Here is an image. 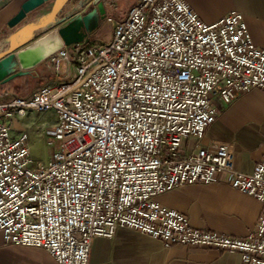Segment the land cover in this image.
<instances>
[{"label": "built area", "instance_id": "2783aa9c", "mask_svg": "<svg viewBox=\"0 0 264 264\" xmlns=\"http://www.w3.org/2000/svg\"><path fill=\"white\" fill-rule=\"evenodd\" d=\"M104 22L109 41L62 45L41 62L55 75L62 62L73 65L76 77L0 100L3 240L45 249L57 264H88L94 238L126 227L165 248L228 251L243 264H264V152L241 173L232 143L197 146L215 121V101L264 91V50L243 14L206 23L183 0H138ZM12 119L44 136L46 161L34 159L26 130L11 131ZM221 173L261 204L245 237L193 228L156 200Z\"/></svg>", "mask_w": 264, "mask_h": 264}, {"label": "crops", "instance_id": "0c3cea01", "mask_svg": "<svg viewBox=\"0 0 264 264\" xmlns=\"http://www.w3.org/2000/svg\"><path fill=\"white\" fill-rule=\"evenodd\" d=\"M24 1L26 0H0V41L21 26L38 23L47 13L49 3L28 13L17 26L10 28L8 22L18 13ZM82 1L69 0L63 13H68ZM118 1H104L108 16ZM137 1L127 0L129 8ZM183 1L206 23L218 20L231 10L242 13L252 42L264 50V0ZM126 12L116 17L122 18ZM15 42L18 43V40ZM61 46L62 43L55 38L45 43L39 54L45 58ZM27 76L28 74L0 83V90L17 85L19 80ZM50 83L52 82L48 84ZM215 107V121L207 127L203 140L197 146L211 140L230 142L234 146L235 170L251 173L264 152V91L253 89L241 93L229 104L217 100ZM32 134L29 147L33 154L34 146L41 139H36L34 133ZM156 200L159 204L186 215L193 228L216 231L235 238L245 237L254 227L261 212V204L253 197L231 187L225 173L219 174L215 181L207 184L180 186L157 196ZM0 264L57 263L45 249L8 244L0 234ZM88 264L243 263L238 253L183 245L165 248L157 239L126 227H119L111 238L96 237L92 240Z\"/></svg>", "mask_w": 264, "mask_h": 264}, {"label": "water", "instance_id": "95a60500", "mask_svg": "<svg viewBox=\"0 0 264 264\" xmlns=\"http://www.w3.org/2000/svg\"><path fill=\"white\" fill-rule=\"evenodd\" d=\"M69 0H26L22 3L18 13L10 19L8 26L14 28L26 15L40 6L49 3L47 13L38 23L24 25L10 33L0 41V83L27 75L29 69L41 63L44 59L39 54L41 47L51 38H57L62 45L68 46L77 43H87L93 34L100 28L101 22L106 17L105 0H83L68 13H63ZM91 2L90 10L83 7ZM55 28L40 44L18 50L21 46L30 42L38 33ZM18 40V43L9 47V43ZM59 49V48H58ZM18 50V51H17Z\"/></svg>", "mask_w": 264, "mask_h": 264}, {"label": "rangeland", "instance_id": "374dc122", "mask_svg": "<svg viewBox=\"0 0 264 264\" xmlns=\"http://www.w3.org/2000/svg\"><path fill=\"white\" fill-rule=\"evenodd\" d=\"M129 1L130 0H128V2ZM128 2L127 0H119L118 2H116L115 9L111 13H109V16L117 18L116 16L123 15L129 8ZM45 32L46 31L41 32L40 34L37 35H41ZM111 35H112L111 28L103 20L101 27L93 34L91 40L107 42L110 40ZM55 37L56 36H54V38L50 37V39L53 40L55 39ZM35 38L36 36H34L33 39ZM30 42L21 46L18 50L26 48ZM74 77H76V71L73 65H67L66 63L62 62L61 75H55L52 70H49L45 67L44 63H39L36 66L29 69L28 76L25 77V79L19 80L20 82L17 85H12L6 90L1 89L0 100L8 99L9 97H13V96L29 97L40 86L46 85L49 82L54 83L68 79H73ZM30 117H36V115L33 114ZM47 118L50 120L52 116L50 115ZM29 121H30L29 118L24 119V122H29ZM10 124H11L10 128L13 133L26 130L29 134L30 142H32L31 139L33 138V134H32L33 128L30 127L27 128L22 126V121L18 119H12ZM35 138L36 139L40 138L41 141L36 146H34V152L32 155L35 160H41L44 162L50 157V150L45 144V138L43 135L42 136L36 135Z\"/></svg>", "mask_w": 264, "mask_h": 264}, {"label": "bare ground", "instance_id": "6f19581e", "mask_svg": "<svg viewBox=\"0 0 264 264\" xmlns=\"http://www.w3.org/2000/svg\"><path fill=\"white\" fill-rule=\"evenodd\" d=\"M55 28H52L48 31H46L45 33L41 34L40 36L36 37L35 39H33L28 45L27 47H33L35 45H38L40 44L44 39H46L51 33H54L55 32ZM17 44L15 42V40L11 41L9 43V47H12L13 45Z\"/></svg>", "mask_w": 264, "mask_h": 264}]
</instances>
